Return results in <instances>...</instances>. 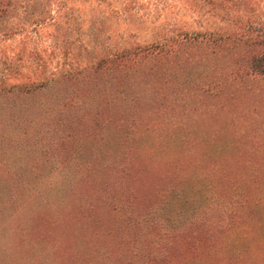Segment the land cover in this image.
<instances>
[{
    "label": "rangeland",
    "instance_id": "374dc122",
    "mask_svg": "<svg viewBox=\"0 0 264 264\" xmlns=\"http://www.w3.org/2000/svg\"><path fill=\"white\" fill-rule=\"evenodd\" d=\"M22 1L25 11H36L38 0ZM56 1L42 0L58 17L52 25L28 27L0 43L12 68L8 83L75 71L80 78L71 91L17 98L7 114L26 134L8 126L0 136V264H264V73L240 76L248 48L210 42L186 48L165 61L170 73L148 78L156 95L126 73L122 84L131 81L144 94L132 97L128 89L125 104L113 105L110 74L97 71L85 84L83 68L166 30H201L202 16L188 0H137L124 14L116 0L109 7L107 0L68 2L62 10ZM63 12L67 18L59 19ZM6 66L0 60V72ZM68 94L91 116L113 105L106 111L117 122L102 126L98 138L105 118L93 123L85 115L66 129L54 117ZM102 136L115 149L169 137L178 156L160 168L140 151L137 162L124 167V157L117 166V158L97 151ZM79 150L85 165L71 161Z\"/></svg>",
    "mask_w": 264,
    "mask_h": 264
},
{
    "label": "trees",
    "instance_id": "16d2710c",
    "mask_svg": "<svg viewBox=\"0 0 264 264\" xmlns=\"http://www.w3.org/2000/svg\"><path fill=\"white\" fill-rule=\"evenodd\" d=\"M75 1H77L78 4H82L84 6L87 2L86 0H58L56 2L59 4V6H62L60 9L62 10L66 8L65 6H67L68 2ZM116 1L117 3L119 2V8L122 11L121 13L125 12L129 7L133 8V6L137 3V0ZM116 1L114 0V2ZM180 1L183 2L185 0ZM97 2L103 3L102 0H98ZM106 3L109 7L108 0L105 2V4ZM188 3L190 9L196 11V13L202 16L199 17L198 20L199 26L203 25L201 30H196L192 27L187 29V31H168L164 29L166 30V33L152 35V40L145 46H135L130 50L124 51L120 50V52H116V54L110 56V58L106 60L100 59L97 60L95 64L85 66L83 68L84 75L81 77L82 82L88 84L92 78L95 77L92 76L95 75V72L97 73V71L99 72L106 70L110 74V78L112 80V90L114 94H112L114 99L113 105L118 106L125 104L128 89L131 90L132 97H134V94H136V98L138 93L140 96L144 94V92H142L143 89L138 87V85L137 87H133V82L131 81L130 86L122 84L126 73H130V76L133 79L137 80L139 78L140 86H144L146 84V90L154 91L153 94L156 95V85H153V81H150L148 78L156 77L159 74H162V71H164L163 73L166 74L170 73L169 67L165 61L170 62V60L176 58L177 56L182 57V53H184L186 48L201 46L204 45L203 43L205 42H210L211 44L217 43V46L222 43L225 46L240 45L248 48V51H246V56L244 57L245 70L240 76H248L250 73H264V51L262 50V48H264V17H260L258 15V8L260 6L259 4H264V0H188ZM26 4H28V2H26ZM26 4L22 0H0V43L11 39L13 35L28 31V27H40L44 23L50 26L52 25V22L58 18L53 16L52 12L46 11V9L52 6L51 3L46 5L42 2V0H38V3L35 5L36 11L32 10L29 13L25 11L27 6ZM55 7H57V5H55ZM45 11L46 14H43ZM110 13L114 17V20L118 21L117 14L113 13L112 11ZM60 18L65 19L67 18V15L63 12L59 14V19ZM4 56L0 52V60L4 62V65H8L4 68L5 73L0 72V136L3 134V130L6 131L7 129L11 128L8 126H12V124H10V120L13 119H11L9 116L7 117V114L11 108V105L16 102L17 98H20L25 102V100L28 101L36 96L42 97L44 92H48L49 90L50 92L53 90H61L62 93L71 91L74 89V87H77L80 79L77 76L78 71H75L70 73H58L56 78L52 77L41 82L30 81L23 82L21 84H11L6 82L5 76L6 72L11 71L12 68L10 66L9 60L4 58ZM187 57L189 56L187 55ZM235 74L238 75V72ZM144 79H146V82L143 83ZM161 79H165V77L161 75ZM168 81H170L169 78ZM166 83V79L162 80V83L160 81V89L162 88L161 85ZM170 85L171 84H168V86ZM157 94H160V92L158 91ZM64 100L65 102L63 101L59 108H56L57 111L55 112L56 115L54 118H56L58 122H62L63 126L66 125L67 129L73 125L74 121L82 122L85 120V115L88 114H86V111L83 110L82 106L75 107L72 105V103H70L71 95L68 94ZM113 105L108 104L107 106L106 104H102L100 108H95L93 112H91L93 116L90 114L88 115L87 119H91L93 123L99 122L98 118H105L101 126H98V129L96 132H94V137L98 136L99 129L106 132L103 127H108L109 125L111 126L117 122L118 119L116 116H113L106 111L111 110ZM106 113L107 115L103 116ZM118 113L120 118V115L122 114H120V111L117 112V114ZM151 126L153 125H150V127ZM12 127L16 130V132H19V134L25 138V127H21V129H18L14 126ZM159 134L166 135L164 132H160L158 135ZM68 135L69 133L66 132L65 137H69ZM92 136L93 134L88 137L94 138ZM2 140L5 141L4 139H0V141ZM103 140L104 137L102 136L99 137L98 141ZM104 142L105 143H101V145H99L101 149L98 148L97 151H99V153L108 154L109 156L113 155L115 159L117 158V166L120 158L124 159V157V167L130 166L129 163L131 164L132 160L137 162V160L140 158L138 157L140 151L148 154L147 157L150 160V163L159 166L160 168L171 165L175 160L174 157L178 156V153L172 150V147H174L175 143L172 144L173 140L170 141L169 137L162 139L158 138L157 136L152 139H147L144 142L142 141L143 143H141L139 147L137 146V148L125 146L123 149L121 146V148L115 149L110 146L111 143L106 142L105 140ZM132 142L134 143L135 141ZM76 146L78 147V144ZM49 151L50 149H47L45 153L43 151V154H41L45 155ZM81 151L82 150H79L77 155L71 160L74 162V164L79 166L85 165V163L81 160L83 152ZM66 160L68 161L70 159ZM86 165H90V168H92L91 164L86 163ZM10 175L13 179L14 174L9 172V176ZM75 175L76 174H72L73 177ZM78 177L71 178L69 175V181H75V179ZM80 177L83 179V176ZM87 178L89 177L87 176ZM85 181L87 182L89 180ZM19 193H22V191H19ZM160 193H163L162 190H160ZM9 199H13V192L9 194ZM36 207L38 208L39 206ZM199 209L200 208H197L196 212L199 211ZM34 212L37 211H33L32 213ZM173 243L174 241L167 243L165 248H170ZM151 252H154L152 247L148 249L147 257ZM105 257L107 258V256ZM158 257L162 259V254H158ZM101 261H103L102 263L105 264V259H102ZM119 261L120 260L118 259V262ZM120 263L122 264V262ZM128 264H138V262H130Z\"/></svg>",
    "mask_w": 264,
    "mask_h": 264
}]
</instances>
